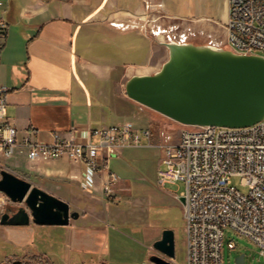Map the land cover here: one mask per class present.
I'll list each match as a JSON object with an SVG mask.
<instances>
[{"label":"crops","instance_id":"1","mask_svg":"<svg viewBox=\"0 0 264 264\" xmlns=\"http://www.w3.org/2000/svg\"><path fill=\"white\" fill-rule=\"evenodd\" d=\"M1 1L0 18L8 26L0 50V84L10 88L7 118L16 126L19 141L35 130L32 137L43 141L58 132L86 142L91 129L137 114L138 102L126 95L125 83L135 74L156 72L150 66L155 41L166 48L133 27L145 18L144 0ZM151 1L160 5L154 15H164L159 24L190 26L196 44H224L228 0ZM6 159L13 160L8 164ZM0 161L27 180V172L56 180L60 184L46 190L79 212L68 225L0 223V264L32 258L47 264H117L120 251L112 247L117 226L103 191L106 170L86 187L82 165L66 156L34 162L17 148ZM4 198L0 196V203ZM161 234L148 238L144 256L150 261L154 255L164 256L153 248ZM171 261L176 264L175 258Z\"/></svg>","mask_w":264,"mask_h":264},{"label":"built area","instance_id":"2","mask_svg":"<svg viewBox=\"0 0 264 264\" xmlns=\"http://www.w3.org/2000/svg\"><path fill=\"white\" fill-rule=\"evenodd\" d=\"M228 2L227 38L220 47L264 57V0ZM144 5L145 18L133 27L161 43L191 42V27L161 25L158 19L164 15H154L160 5L151 0H144ZM7 26L0 18V50ZM9 91V87L0 84V158L12 157L17 148L34 162L58 159L62 152H70V159L83 167L86 187H92L95 175L106 170L103 191L111 198L116 195L119 176L110 168V159L125 148L156 146L153 131L132 120L91 129V139L86 142L70 140V136L58 132L51 133V140L43 141L32 137L35 130L19 141L16 126L7 118ZM184 125L188 128L180 132L175 142L159 145L162 157L157 183L162 187L179 180L185 183V190L176 195L185 197V264H224V233L228 227L250 239L264 256V119L246 127ZM4 168L0 161V172ZM234 176L241 177L248 186L247 193L236 188ZM228 245L237 247L234 241Z\"/></svg>","mask_w":264,"mask_h":264},{"label":"water","instance_id":"3","mask_svg":"<svg viewBox=\"0 0 264 264\" xmlns=\"http://www.w3.org/2000/svg\"><path fill=\"white\" fill-rule=\"evenodd\" d=\"M168 59L153 74H135L126 95L181 124L246 127L264 119V57L193 42H162ZM0 191L19 206L2 214L0 223L68 225L79 217L70 203L19 175L2 169ZM179 200L185 203V197ZM175 232L164 229L153 248L156 264H174ZM245 255L236 257L244 264Z\"/></svg>","mask_w":264,"mask_h":264},{"label":"rangeland","instance_id":"4","mask_svg":"<svg viewBox=\"0 0 264 264\" xmlns=\"http://www.w3.org/2000/svg\"><path fill=\"white\" fill-rule=\"evenodd\" d=\"M156 42L150 66L151 70L158 71L168 59L169 51L165 47L158 46ZM191 42L193 41L191 40ZM137 106V114L134 116L109 122L117 123L132 120L139 126L149 127L155 135L153 142L156 145L155 147L124 149L120 155L112 157L109 161L110 168L119 176L116 195L111 198L105 195L106 203L110 206L111 215L114 217L113 223L117 226L112 233V247L114 250L120 251V258L116 262L117 264L152 263L149 258L144 256V248L148 245V238L159 236L161 230L173 229L175 232L176 263L185 264L186 221L183 204L176 196L185 190V183L179 180L163 187L159 186L157 172L161 167L162 157L159 145L175 142L180 132L188 127L140 103H137ZM12 160L6 159V162L11 164ZM5 169L17 174L7 165ZM26 171L29 169L27 168ZM27 175L29 181L45 190V187L49 188L54 183L55 185L60 184L51 177L36 176L28 172ZM232 182L241 192H248L249 188L242 183L241 177H232ZM1 195L6 198H4V202L0 203V214L9 210H16L19 205L13 203L0 191ZM71 210H74L73 206H71ZM230 241L236 243L235 249L229 247ZM239 254L245 255L244 264H264V256L259 254L257 246L250 239L236 234L234 230L228 227L224 233V264H236V257ZM2 257L3 250L0 247V259ZM15 262L20 264H47L39 258H32L27 263L24 260Z\"/></svg>","mask_w":264,"mask_h":264},{"label":"bare ground","instance_id":"5","mask_svg":"<svg viewBox=\"0 0 264 264\" xmlns=\"http://www.w3.org/2000/svg\"><path fill=\"white\" fill-rule=\"evenodd\" d=\"M70 140H78V139L74 135H71ZM63 156L70 158V152H62V157Z\"/></svg>","mask_w":264,"mask_h":264},{"label":"flooded vegetation","instance_id":"6","mask_svg":"<svg viewBox=\"0 0 264 264\" xmlns=\"http://www.w3.org/2000/svg\"><path fill=\"white\" fill-rule=\"evenodd\" d=\"M9 211H11V210H9Z\"/></svg>","mask_w":264,"mask_h":264}]
</instances>
